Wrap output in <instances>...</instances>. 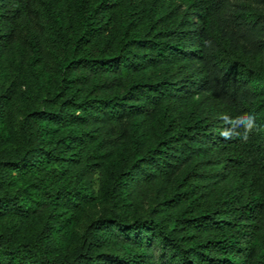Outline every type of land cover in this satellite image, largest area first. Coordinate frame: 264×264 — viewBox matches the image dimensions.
Instances as JSON below:
<instances>
[{
  "label": "trees",
  "instance_id": "16d2710c",
  "mask_svg": "<svg viewBox=\"0 0 264 264\" xmlns=\"http://www.w3.org/2000/svg\"><path fill=\"white\" fill-rule=\"evenodd\" d=\"M262 8L0 0V264H264Z\"/></svg>",
  "mask_w": 264,
  "mask_h": 264
},
{
  "label": "rangeland",
  "instance_id": "374dc122",
  "mask_svg": "<svg viewBox=\"0 0 264 264\" xmlns=\"http://www.w3.org/2000/svg\"><path fill=\"white\" fill-rule=\"evenodd\" d=\"M260 13L262 15H264V8H262L260 10ZM255 64L258 68L264 69V54L259 55L255 59ZM253 81L255 83L262 84L261 79L253 80ZM8 84H9V80L0 75V90L2 88H6L8 86ZM31 104H32V107L34 110H39L41 108V104L37 103V101L32 100ZM26 110H27V104L22 102V101H18L14 105V107L12 109V113H13V116H14V119H15L17 126H19L20 119L26 113ZM111 213H112V210L110 209V207L107 205H104V204H98V205L86 208L81 215L79 224L75 229V233L77 234V236L80 237L82 235L84 229L86 228V226L90 222L95 221L99 217L109 216ZM4 223L15 227L23 235H30V234L35 233L39 230V228H30L28 230L22 229L10 219L4 220Z\"/></svg>",
  "mask_w": 264,
  "mask_h": 264
},
{
  "label": "clouds",
  "instance_id": "9594fccd",
  "mask_svg": "<svg viewBox=\"0 0 264 264\" xmlns=\"http://www.w3.org/2000/svg\"><path fill=\"white\" fill-rule=\"evenodd\" d=\"M239 124L244 128V133L242 135L243 139H247L248 134L252 132V130L256 127L254 117L251 115L246 116L245 118L241 119L239 121ZM221 135L225 139H229L231 136V133L227 130L221 132Z\"/></svg>",
  "mask_w": 264,
  "mask_h": 264
}]
</instances>
